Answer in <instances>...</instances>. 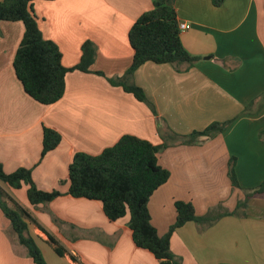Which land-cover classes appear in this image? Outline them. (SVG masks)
<instances>
[{
    "label": "crops",
    "instance_id": "1",
    "mask_svg": "<svg viewBox=\"0 0 264 264\" xmlns=\"http://www.w3.org/2000/svg\"><path fill=\"white\" fill-rule=\"evenodd\" d=\"M152 1L33 2L42 37L58 46L65 68L78 64L84 42L96 49L92 72L67 73L64 95L51 105L29 97L15 76L23 24L0 22V164L5 173L31 170L37 188L61 196L33 207L26 186L2 189L28 212V232L46 264H159L133 244L128 217L110 221L100 202L68 195V167L75 153L99 155L124 135L159 147L158 164L169 179L147 207L160 236L175 222L176 201L192 204L197 216L219 206L232 211L246 191L264 181V0H222L218 7L211 0H165L178 23L189 26L180 33L181 43L199 60L180 72L151 62L134 72L133 83L154 114L106 79L129 68L128 32ZM215 122L229 124L193 144L163 146L159 131L164 127L188 135ZM43 128L57 132L61 142L41 158ZM231 159L239 188H232L228 177ZM243 213L209 227L187 222L178 228L170 239L178 264H264V194L250 198ZM0 264H34L1 211Z\"/></svg>",
    "mask_w": 264,
    "mask_h": 264
},
{
    "label": "trees",
    "instance_id": "2",
    "mask_svg": "<svg viewBox=\"0 0 264 264\" xmlns=\"http://www.w3.org/2000/svg\"><path fill=\"white\" fill-rule=\"evenodd\" d=\"M34 1L2 0L0 22L23 24V37L13 59L15 76L29 97L39 104L51 105L63 97L67 73L92 72L96 49L91 42H84L78 64L65 68L61 63L58 46L42 37L32 8ZM211 2L218 7L222 0ZM178 25L174 8L165 0H153L152 8L141 14L128 32V42L133 52L129 68L122 76L106 78L111 86L120 87L137 101L146 104L153 114V105L147 100L143 90L133 83V74L147 62L170 64L179 72L194 66L199 58L191 56L183 47ZM94 73L104 76L100 72ZM228 124L211 123L204 130L194 131L189 135H178L164 127L160 129L163 146L193 144L201 138L223 132ZM60 142L61 136L57 132L43 128L41 158L54 150ZM159 149L146 140L124 135L115 145L104 149L99 155L75 153L68 167V195L100 202L104 215L110 221L128 217L132 241L137 248L150 252L159 264H178L170 250L171 236L178 228L187 222L209 227L223 217L245 216L243 209L246 208L248 200L264 194V181L256 188L246 191L244 199L238 201L232 211L219 206L210 214L197 216L192 204L176 201L175 222L160 236L151 224L147 207L153 193L169 179V172L158 164ZM234 167L235 159H231L228 163V177L232 188H239ZM0 182L13 190L26 186L27 200L33 207L49 203L61 196L57 190L47 192L37 188L31 170L26 168L5 173L0 164ZM0 211L9 221L17 242L26 249L33 263L46 264L34 238L28 232V220H31L28 212L12 202L1 187ZM48 239L55 252L63 255L64 250L58 243L49 236Z\"/></svg>",
    "mask_w": 264,
    "mask_h": 264
},
{
    "label": "built area",
    "instance_id": "3",
    "mask_svg": "<svg viewBox=\"0 0 264 264\" xmlns=\"http://www.w3.org/2000/svg\"><path fill=\"white\" fill-rule=\"evenodd\" d=\"M178 27H179L180 32H182V31H186V30L189 29V26H188V25H185L184 23H180V24L178 25Z\"/></svg>",
    "mask_w": 264,
    "mask_h": 264
},
{
    "label": "rangeland",
    "instance_id": "4",
    "mask_svg": "<svg viewBox=\"0 0 264 264\" xmlns=\"http://www.w3.org/2000/svg\"><path fill=\"white\" fill-rule=\"evenodd\" d=\"M159 132H160V131H159ZM160 134H162V133L160 132ZM190 134H191V133H190ZM163 135H164V133H163ZM188 135H189V134H188ZM161 136H162V135H161ZM3 185H4V184L1 183V188H2ZM4 186H5V185H4ZM5 187H6V186H5ZM22 191H23V190H22ZM4 200L7 201V203L9 202L6 198H4Z\"/></svg>",
    "mask_w": 264,
    "mask_h": 264
}]
</instances>
